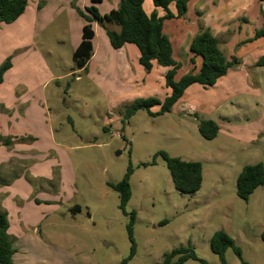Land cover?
<instances>
[{
	"label": "rangeland",
	"instance_id": "1",
	"mask_svg": "<svg viewBox=\"0 0 264 264\" xmlns=\"http://www.w3.org/2000/svg\"><path fill=\"white\" fill-rule=\"evenodd\" d=\"M112 4L111 0H30L32 17L40 11L35 18V44L22 51L0 47V60L11 57L12 62H27L23 57L31 54L30 62H37L36 72L24 75L40 77L35 80L38 93L40 80L48 81L44 89L46 104L39 101L22 120L33 131L21 139L49 142L45 133L49 116L56 131L55 141L68 158L62 154L54 169L62 170L68 161L74 174L63 190H56L54 181L38 180L39 188L46 184L54 189L41 194L50 200L46 206L49 216L41 224L46 253L40 258L31 253L29 262L122 264L131 253L127 226L135 211L137 252L127 264H162L167 253L190 246L207 263L190 258L182 264H223L211 246L218 230L234 239L245 261L264 264V185L248 200L238 196L236 187L245 165L264 163V65L251 64L250 69L239 71V76L233 65L224 76V86L196 85L197 98L185 95L167 113L151 114L140 109L126 118L136 99H163L165 77L162 79L156 72V82H151L148 71L143 73L132 59L119 65L114 58L109 63L97 58L82 69L73 59L86 23L78 8L99 5L109 11ZM144 9L150 13L157 6L153 0H145ZM193 17L190 14L184 21L188 23ZM106 26L120 29L113 23ZM176 56L183 63L179 75L188 73L192 66L188 54L182 49ZM253 59L251 56L247 62ZM126 68L131 69L136 80L125 76ZM159 110V105L151 109L153 113ZM196 112L219 124L216 138L206 139L200 133ZM35 113L43 116L44 122H31ZM162 150L202 163L203 181L198 192L183 194L175 188L162 155L153 163ZM130 166L134 169L132 197L122 210L120 194L108 182L122 180ZM76 205L82 209L77 210ZM226 261L243 264L233 248L226 251Z\"/></svg>",
	"mask_w": 264,
	"mask_h": 264
},
{
	"label": "crops",
	"instance_id": "2",
	"mask_svg": "<svg viewBox=\"0 0 264 264\" xmlns=\"http://www.w3.org/2000/svg\"><path fill=\"white\" fill-rule=\"evenodd\" d=\"M102 1L107 2V0ZM111 1L113 4L109 11H103L102 6L96 5L101 14L117 8L121 0ZM170 8L173 12L177 11L175 3H172ZM29 9L30 6L21 17L12 23L0 22V47L22 51V49L26 50L35 44L37 33L35 18L40 11L32 17L34 13H29ZM155 10L160 16L165 14V10L161 7H157ZM190 14H194L195 17L189 19L187 23L184 19ZM185 17L166 19L164 23V31L172 40L176 58V52L183 49L190 60L192 57L190 44L202 28H209L212 31L229 59L237 57L240 60V63L234 65L235 74L238 76L239 71L244 72L246 67L250 69L251 64L254 65L264 56V37L254 38L256 31L264 26V1L262 0H191ZM93 28L96 35L93 39L94 54L90 60L98 58V60L102 59L103 62L109 63L114 58V63L119 61L120 65L128 63L132 59L137 63L139 70L143 73L146 71L139 63L140 51L136 45L128 43L120 49H114L110 44L106 30L102 29L98 22L93 23ZM81 40L76 43V48ZM97 40L98 42H96ZM102 49L104 50L103 54H101ZM251 56H254V59L249 64L247 61ZM5 58L0 60V65ZM23 60L27 62H14L13 60V66L7 71L4 82L0 84V138H12L11 144L0 142V210L8 212L9 233L16 249L14 264H35L29 262L33 258L31 253H34L36 258H40L46 253L44 249L47 247L45 237L42 235L41 224L49 216L47 212L50 209L46 206L50 200L42 198L41 194L54 189L52 186L47 188L46 184L39 188L38 180L42 183L54 181L56 190H63L67 186L66 181H71L74 174L66 160H64L66 164L63 163L62 170L54 169L62 154L66 159L68 158L62 146L55 141L56 131H54L49 116V123L45 128L49 142L23 141L21 139L22 135L33 131L30 127H25L22 120L27 119L32 113L31 109L34 108V105H38L39 101L46 104V90L44 89L48 84V81L40 80L39 89L41 92L38 93L35 80L40 77L24 75V73L36 72L37 62H30V53L24 55ZM201 64V58L198 57L196 66L199 68ZM125 66L130 67L129 64ZM234 66L229 69L228 73ZM192 68L193 65L190 66V71ZM156 72H159L160 77L164 79L167 68L155 62L153 69L148 72V80L155 83ZM124 74L125 76L128 74L127 77L136 80L130 68H126ZM224 84L223 76L214 87L224 86ZM196 85L201 84L191 85L180 100L183 101L185 95L188 99L197 98L198 86ZM204 88L206 87L204 86ZM169 93L170 89L166 87L163 98ZM196 114L199 113L196 112L195 116ZM38 115V113L31 115L30 121L44 122L43 116ZM58 132H61V128L58 129L57 134ZM39 192L40 195H36Z\"/></svg>",
	"mask_w": 264,
	"mask_h": 264
},
{
	"label": "trees",
	"instance_id": "3",
	"mask_svg": "<svg viewBox=\"0 0 264 264\" xmlns=\"http://www.w3.org/2000/svg\"><path fill=\"white\" fill-rule=\"evenodd\" d=\"M98 1V0H94ZM145 0H121L117 8L110 12L101 14L99 9L93 5L86 9L78 8V12L85 19L83 26L82 40L74 51L73 59L76 67L85 68L94 54L93 39L96 35L93 22L98 21L106 28L110 44L114 49H120L130 43L138 47L140 51L139 63L146 71L150 72L154 63L166 67L165 82L170 93L165 98L158 99L138 98L127 110L125 117L129 118L140 109H147L151 114H164L171 111L172 107L183 97L185 91L193 84H201L205 87L214 86L217 81L225 76L229 69L240 63L237 57L229 59L222 48L219 40L213 35L209 28H202L192 39L190 52L192 57L190 63L193 68L188 73L178 75L182 63L175 57L173 43L169 35L164 31L166 19L185 17L188 12V5L191 0H153L155 6L162 7L165 14L160 16L154 10L148 14L144 9ZM264 1V0H262ZM30 0H0V22L12 23L21 17L29 5ZM172 3L176 4V12L170 8ZM106 23H113L120 27L119 30L107 28ZM264 37V26L256 31L255 39ZM201 58V66H196L197 58ZM257 65H264V56L257 61ZM13 66L11 57H8L0 65V84L4 82L7 71ZM160 106L157 113L151 109ZM199 131L206 139H214L220 131L219 124L214 119L201 117ZM12 138H0V142L11 144ZM162 155L171 171L175 188L183 194H194L202 187L203 165L199 161H186L180 157L171 156L167 151H159L156 157ZM133 167L130 166L127 173L120 181H110L108 185L119 192L120 208L126 209L132 197L131 175ZM264 185V163L258 162L245 165L237 178V194L240 198L248 200L250 195L259 187ZM81 210L80 205H76ZM136 212L132 213L131 221L128 224V233L132 242L130 255L122 261L127 264L137 252V245L134 236V224ZM167 222V220L165 221ZM10 222L8 212L0 210V264H14L16 249L9 233ZM264 240V231L261 234ZM212 249L219 254L223 264H227L226 251L233 248L239 255L243 264H251L242 257L241 248L236 245L234 239L224 230L214 233L211 241ZM190 258L204 259L198 257L193 247L174 249L167 253L162 264H182Z\"/></svg>",
	"mask_w": 264,
	"mask_h": 264
}]
</instances>
